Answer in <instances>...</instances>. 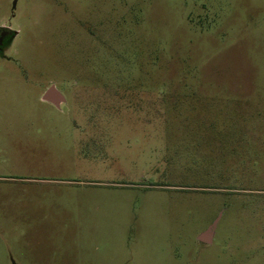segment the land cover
<instances>
[{
  "label": "rangeland",
  "instance_id": "374dc122",
  "mask_svg": "<svg viewBox=\"0 0 264 264\" xmlns=\"http://www.w3.org/2000/svg\"><path fill=\"white\" fill-rule=\"evenodd\" d=\"M0 28V264H264V0H0Z\"/></svg>",
  "mask_w": 264,
  "mask_h": 264
},
{
  "label": "flooded vegetation",
  "instance_id": "af4514ba",
  "mask_svg": "<svg viewBox=\"0 0 264 264\" xmlns=\"http://www.w3.org/2000/svg\"><path fill=\"white\" fill-rule=\"evenodd\" d=\"M14 35H15L14 31H12L11 29H8V28H0V54L2 56L5 55L4 45L6 44V42L8 40L13 39L14 38ZM54 90H55V88H54ZM61 102H62V100L59 98V99H56V101H54V99H53V101L51 103H53L57 107H60Z\"/></svg>",
  "mask_w": 264,
  "mask_h": 264
},
{
  "label": "water",
  "instance_id": "95a60500",
  "mask_svg": "<svg viewBox=\"0 0 264 264\" xmlns=\"http://www.w3.org/2000/svg\"><path fill=\"white\" fill-rule=\"evenodd\" d=\"M44 99H45L46 101L52 102L53 99H54V101H56V99H59V96L56 94L54 88L52 87L50 90H48V92H47L46 95L44 96ZM215 227H216V224L213 225V226L208 230V232H206L205 234H203V235L200 237V240H201L202 242L211 243V241H212V233H213V231L215 230Z\"/></svg>",
  "mask_w": 264,
  "mask_h": 264
},
{
  "label": "crops",
  "instance_id": "0c3cea01",
  "mask_svg": "<svg viewBox=\"0 0 264 264\" xmlns=\"http://www.w3.org/2000/svg\"><path fill=\"white\" fill-rule=\"evenodd\" d=\"M55 92H56V94H58L59 98L62 100V102L60 104V106H61L66 100L58 90L55 89Z\"/></svg>",
  "mask_w": 264,
  "mask_h": 264
}]
</instances>
